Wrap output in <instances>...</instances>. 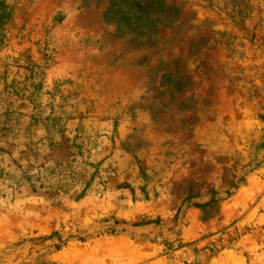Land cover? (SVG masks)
<instances>
[{"label": "rangeland", "instance_id": "374dc122", "mask_svg": "<svg viewBox=\"0 0 264 264\" xmlns=\"http://www.w3.org/2000/svg\"><path fill=\"white\" fill-rule=\"evenodd\" d=\"M3 2L0 264H264V0Z\"/></svg>", "mask_w": 264, "mask_h": 264}, {"label": "trees", "instance_id": "16d2710c", "mask_svg": "<svg viewBox=\"0 0 264 264\" xmlns=\"http://www.w3.org/2000/svg\"><path fill=\"white\" fill-rule=\"evenodd\" d=\"M122 2H126L127 4H130V2H127V0H122ZM131 4H133V6L137 9V15L136 16H132L134 17V21H135V25L136 26H141L142 28L145 27L147 25L148 22V18L143 19V21L141 20V17L144 16L145 11L147 10V7L149 5H139L138 2H131ZM121 7V5H120ZM122 8V7H121ZM123 10V9H122ZM131 9H127L125 10V12L123 11V13H125V15H127L126 11H129ZM6 18V12L4 9V2L3 0H0V23ZM129 18V17H128ZM130 19V18H129ZM142 21V22H141ZM213 199V198H212ZM198 205H204V204H198ZM134 225H140V223H135Z\"/></svg>", "mask_w": 264, "mask_h": 264}]
</instances>
